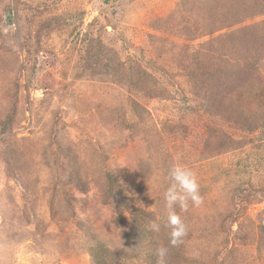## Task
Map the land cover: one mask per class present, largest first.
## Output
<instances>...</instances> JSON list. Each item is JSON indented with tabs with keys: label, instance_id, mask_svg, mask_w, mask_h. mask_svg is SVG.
<instances>
[{
	"label": "rangeland",
	"instance_id": "obj_1",
	"mask_svg": "<svg viewBox=\"0 0 264 264\" xmlns=\"http://www.w3.org/2000/svg\"><path fill=\"white\" fill-rule=\"evenodd\" d=\"M202 204L162 215L169 168ZM264 264V0H0V264Z\"/></svg>",
	"mask_w": 264,
	"mask_h": 264
},
{
	"label": "clouds",
	"instance_id": "obj_2",
	"mask_svg": "<svg viewBox=\"0 0 264 264\" xmlns=\"http://www.w3.org/2000/svg\"><path fill=\"white\" fill-rule=\"evenodd\" d=\"M166 187L163 190V211L157 221L152 224L155 232L161 230V224L169 230V243L177 246L183 242L188 233V225L184 218L177 213L176 209L187 211L189 206L202 204L200 184L195 171L184 163L173 164L166 176ZM167 247H158L155 255L158 264H164L167 256Z\"/></svg>",
	"mask_w": 264,
	"mask_h": 264
}]
</instances>
